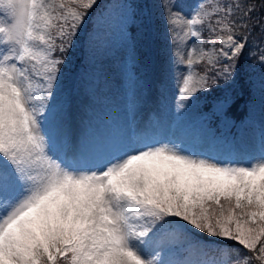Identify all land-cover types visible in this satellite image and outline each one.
Returning a JSON list of instances; mask_svg holds the SVG:
<instances>
[{
  "label": "snow or ice",
  "instance_id": "snow-or-ice-1",
  "mask_svg": "<svg viewBox=\"0 0 264 264\" xmlns=\"http://www.w3.org/2000/svg\"><path fill=\"white\" fill-rule=\"evenodd\" d=\"M164 7L174 44L202 39L204 26L221 44L195 60L194 46L187 60L178 55L187 68L179 100L208 92L221 59L231 63L216 76L232 78L248 39L236 33L249 28L235 11L250 17L254 5L200 4L190 16ZM98 8L0 0V264H264V123L258 151L222 160L151 142L134 118L119 140L91 127L74 134L68 102L52 103L86 22L96 21L90 42L104 27ZM205 58L200 75L193 65ZM234 103L225 93L213 107L226 114ZM169 237L183 247L165 246ZM210 249L219 258H205Z\"/></svg>",
  "mask_w": 264,
  "mask_h": 264
},
{
  "label": "rangeland",
  "instance_id": "rangeland-1",
  "mask_svg": "<svg viewBox=\"0 0 264 264\" xmlns=\"http://www.w3.org/2000/svg\"><path fill=\"white\" fill-rule=\"evenodd\" d=\"M132 2L111 0L108 3L100 21L104 27L91 42L88 31L86 51L82 55L84 62L78 66L75 49L83 31L88 29L87 21L77 37L71 63L62 68L52 103L68 102L74 134L91 127L119 140L126 137L129 122L134 118L138 130H146L151 142L171 143L185 153L210 155L223 160L241 159L250 152L258 151L259 129L264 123V73L251 75L246 118L240 121L214 108V101L210 102L208 111H203L199 99L202 93L212 95L217 84L227 83L225 76H216V73L223 71L230 62L228 60L221 59L216 68L208 73L218 81L211 85L208 92H197L185 101L179 100V82L187 68L178 55L183 54L187 60V53L194 46L195 60L201 47L205 51L214 49L218 54L221 44L218 41L214 45L209 43V39L215 37L206 26L202 27V39L181 35L178 37L179 44H174L164 5H172L173 11L179 10L182 15L190 16L200 4L211 6L216 2H229L136 0V5ZM193 67L197 73L204 75L208 67L207 58ZM231 86L237 87L235 82ZM226 94L234 97L229 91ZM216 97H219L218 94ZM130 101L135 103L133 111H130ZM51 126L49 117L44 128L47 130ZM164 243L173 249L183 247L179 239L171 237L165 238ZM214 251L210 249L205 258H219ZM187 255V252L182 253V257Z\"/></svg>",
  "mask_w": 264,
  "mask_h": 264
},
{
  "label": "trees",
  "instance_id": "trees-1",
  "mask_svg": "<svg viewBox=\"0 0 264 264\" xmlns=\"http://www.w3.org/2000/svg\"><path fill=\"white\" fill-rule=\"evenodd\" d=\"M109 1L110 0H98L99 8L93 9V13L104 10L107 4L109 3ZM227 1L229 2L228 4H234L237 2V0H227ZM238 2L241 5H248V4L254 5V10L251 13L250 17L245 15V10L243 7L241 8V10L235 11V16H234V18L236 19H240L241 17H243V19L246 20L249 24V28L246 33L242 29L238 30L236 33L238 38L242 37L245 34L248 36L246 47L243 51V54L240 56L239 60L236 62V67L233 77L227 78L226 80L227 83H225L224 81L219 85L216 83L217 89L212 90L213 91L212 95H206L205 93H202L199 96V99H201L202 102V109L206 111L209 109L210 102L221 97L228 91L229 93H232V96H234L233 99L235 103L228 110L226 116L231 117L235 121H240L244 119L246 116L247 99L249 94L248 90L252 80L251 75L255 76L257 75V73H261V74L264 73V65L261 64L262 50H264V33L261 32V27H260L261 23H264V0H238ZM132 3L133 5H136V0H133ZM220 15L223 16L224 13H221ZM98 18L99 17H97V19ZM95 22L96 21L89 19V21L87 22V28H88L87 33L88 31L91 30L92 24ZM132 29L134 28L132 27ZM224 35L226 36L227 33L225 32ZM84 36L85 35L83 31V34L78 39V48L75 49V55H76L75 61L77 62V65L80 64V60H82L81 57H83L82 55H84L85 53L86 46H85ZM234 82H235V86L237 87L231 88L232 87L231 84H234ZM225 86H227V88ZM222 87L224 89H221ZM217 94L219 97H216ZM221 243H227L231 245L233 242L222 241ZM235 247L239 248L240 246L235 245ZM214 252L217 253L216 251ZM234 255L235 254L233 253V256ZM254 264H257V262H254Z\"/></svg>",
  "mask_w": 264,
  "mask_h": 264
}]
</instances>
